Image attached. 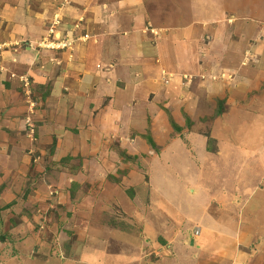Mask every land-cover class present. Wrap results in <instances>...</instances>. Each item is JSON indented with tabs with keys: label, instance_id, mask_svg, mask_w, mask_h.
<instances>
[{
	"label": "rangeland",
	"instance_id": "rangeland-1",
	"mask_svg": "<svg viewBox=\"0 0 264 264\" xmlns=\"http://www.w3.org/2000/svg\"><path fill=\"white\" fill-rule=\"evenodd\" d=\"M162 1L0 0L1 63L20 53L17 64L31 60L30 68L21 73L9 62L14 71L0 76V114H5L2 131L10 136L8 143L25 154L11 167L16 173L12 192L17 195L13 216L19 221L21 213L31 214L23 223L22 238L38 240L30 229L44 237L40 245H33L35 251L40 249L33 264H125L136 258V264H171L175 256L180 259L176 264H182L181 243L191 254L186 264H217L204 245L195 248L205 227L216 235L212 242L226 236L224 232L245 233L234 243L224 238L221 249L235 253L241 262L250 253V264H262L264 165L255 154L264 152V0H238L234 11L224 0ZM174 3L179 4L176 13L165 15ZM221 6L224 13L219 15ZM204 11L212 21L203 28L198 25L186 42L175 41L167 25L197 21ZM234 12L240 21L228 25ZM137 14H144L140 24L133 20ZM215 21L222 27L218 34L207 26ZM137 54L145 58L144 70L130 71L124 64L132 63L130 58ZM176 62L182 67L178 75L173 71L178 69ZM200 65L203 70L181 79L183 70L194 71ZM167 80L171 84H165ZM197 82L200 90L195 92L202 97L205 88L204 96L214 99L198 95L185 106L191 95L179 98L178 89H191ZM168 86L176 90L163 94ZM235 95L242 96L241 101ZM251 99L253 107L246 109ZM13 107L20 109L15 114L6 111ZM215 119L238 125L236 134H244L247 119L248 134L256 137L260 151L251 154L235 142L238 149L228 150L227 155L234 153L230 157L210 163L204 159L202 173L191 166V155L178 142L161 153L172 140L186 142L184 135L193 122L214 150L210 135L219 128ZM195 151L199 155L197 145ZM153 154L159 156L154 159ZM253 158L257 164L246 172L245 164ZM237 175L254 186L251 190L256 188L255 194L234 184ZM198 186L208 189L193 199L189 194ZM214 188L218 189L214 198L227 197L222 203L239 199L241 191L248 194L244 205L237 207L239 212L229 206L237 222L221 213L223 221L204 225L189 214V204L198 212ZM39 203L43 207L38 211ZM214 209L216 205H209L207 213L214 211L218 220L221 207L217 213ZM96 231L99 238H93ZM196 231L201 235L195 236ZM175 234L177 238H171ZM188 237L189 247L184 241ZM102 243L109 248L103 249ZM149 243L160 252L145 256Z\"/></svg>",
	"mask_w": 264,
	"mask_h": 264
},
{
	"label": "crops",
	"instance_id": "crops-1",
	"mask_svg": "<svg viewBox=\"0 0 264 264\" xmlns=\"http://www.w3.org/2000/svg\"><path fill=\"white\" fill-rule=\"evenodd\" d=\"M134 1H137V0H134ZM198 1L199 0H197V2ZM156 2H163V1L162 0H156ZM224 2L226 3L227 7L229 9H231V10H233V8H232L233 5L236 6V7H239L238 0L237 1H235V0H224ZM171 6H172L173 10H171V11H166L165 10L164 11L165 15L167 13L175 14L176 13V8H179V4L178 3L171 4ZM205 7L207 9H210L211 5L208 4ZM156 8H159V6L156 7ZM167 8H169V6ZM202 8L203 7H201V9ZM128 9L133 11L129 7H128ZM235 12L238 13L239 10L237 9V10H235ZM235 12H234V14H232L230 16L231 17L230 19H233L232 20L233 22L230 21V19H228V22L230 21V24H228V22H227L228 25H232L234 23L237 24L240 21L239 15H237ZM221 13H224L223 10H222V6L220 8L219 15ZM142 15H144V14H141V15L137 14V15H135V17L133 16V20L138 22L139 24L142 23L141 22L142 21ZM165 15H164V17H165ZM207 15H208V11H204L203 12V16L200 15V17H199V19L197 21H193L191 23H181V24H179L177 26H176V22H174L173 24H171V25L169 24L167 26H169L171 29H173L174 35H175L174 40L177 41L178 43L182 44L183 42H186V40H188L189 37L192 38V35L195 34L196 27L198 25L199 26L201 25V27L203 28V27L206 26L205 23L207 21H209V22L212 21V19L210 20V17H208ZM167 17H168V15H167ZM223 19H224V17H223ZM223 19H221V20L217 19V20L220 23H223ZM217 24L218 23H216V21H215L213 24H211V23L207 24V26H210L211 29L215 28V31L217 33V29L219 30V29L222 28L221 25H217ZM131 31L133 32V29ZM220 32H222V31H220ZM222 36L223 35H221V36L219 35V39H220L221 42H222ZM133 37H134V35H133ZM134 39H136V38L134 37ZM137 45L138 44L136 43L135 47L138 50ZM117 48H115V50ZM38 55H36V56H38ZM137 55L132 56L130 58V59H133L132 63H125L124 64V62H122L121 65H123V64L125 66L128 65V67H129L128 69H130V71H134L135 69L140 68V67H142V69L144 70L143 61L145 60V58H142L140 54L138 56ZM21 56H22L21 53L20 54H15L7 62L1 63V61H0V63H1L0 66L2 67L3 66L2 64H4L5 67L3 66V68L6 69L4 71H2V68L0 69V71H2V73L0 72V76H3V75L6 76L7 74L10 73V71H14V68L10 67L11 64L9 62H11L13 65L18 66V68L15 69L16 73H19V72L21 73V72H24L25 70L29 69L30 68V64H31V60H29V59L27 60L28 63L17 64V63H20V61H18L17 58H19ZM13 57H15L17 61H15ZM134 57H137V58H134ZM152 59H154V58H152ZM176 66H177L178 69H175V67H174L173 71L176 73V75H178L179 74V70L182 69V67H181V64L179 62H176ZM200 69L203 70V67H201V65L200 66H196V70H194V71H190L191 69L190 70L187 69L186 71L183 70L184 72L181 73V79H182V76L193 75L195 72H200L199 71ZM207 75H208V72H207ZM180 82L181 81L179 80V83ZM131 83H133V82H131ZM169 84H171V83L168 81L167 85H169ZM195 85H197V86H195ZM256 85H258V84H256ZM170 86L167 87L168 91L164 92L163 94L170 93L171 89H173V91L176 90V88L174 86L173 87H170ZM247 86H248V84L245 85V87H247ZM204 89L201 90L203 96H204V94H203ZM199 90L200 89L198 87V82H197L196 84L192 85L191 89L182 87L181 89H178L177 93H179L178 94L179 98H181V96L185 97L188 94L191 95V99L187 100L188 104L185 105V106H190V105L193 104V102L195 100H197V96L198 95H199V97H198L199 99L203 98V96L201 97V95L198 93ZM195 91H198V92H195ZM220 94H221V92H220ZM217 95H218L217 97H220L219 93ZM170 96H171V99H172V95L171 94H170ZM246 96L247 95H245V97ZM204 97L205 98H203V99H206V100H207L206 97H210V98L214 99L210 94H207ZM236 97L238 98L237 99L238 101H241L242 96H240V97L236 96ZM220 98H222V97H220ZM214 103H216V102H214ZM245 103H246V100H245ZM15 105L18 106V104H15ZM250 106L253 107L252 99L250 100V102L246 103V109L248 107H250ZM231 108L233 109V107H231ZM10 109L6 110V111H8V112L12 111V113L15 114V112L18 111V109H20V107L18 109H16V107H13V110H10ZM236 109L237 108L235 107L234 110H236ZM3 115H5V114H2V113L0 114V264H33L32 262H35L34 259L36 258L37 254H38L37 252L40 250V249H37L35 251L33 245H35V246L36 245H40L41 241H42V239L44 237L40 234V232L35 233L38 230L35 231V229L34 230L30 229V232H33V237L36 236L38 238L39 242H38V240H35V241L33 240V242L31 243L30 239L22 238V237H24L26 235V233L25 234H21V229L24 228V224H26L25 222H28L30 220L29 215H31V214H28V213H25V212L21 213V215L18 216L19 217V221H18L17 217L13 216V211H14V206L16 204L15 202L17 200V195L15 193L13 194V192H12L14 187L11 186V184L13 182V177H14V175L16 173H15V171H13V169L11 167L14 166L13 162H15V161L18 162L20 160V158L22 157V155L24 156L25 154H23L24 152L21 151V149H19V148L16 149V147H15V145L13 143H8V142H11L10 141L11 138H10L9 135H7V133H4L2 131L4 126L7 125L6 119L3 117ZM222 115H223V113L220 115L219 119L222 118ZM198 118H199V116L197 117V119ZM215 121H217V123H215L214 126L219 127V128H216V130L213 131L214 134L210 135L211 139L213 140L214 145H215L214 150H211V149L208 148L209 147V144H208L209 139H207L204 135L200 137L199 132H198L199 131L198 130L199 126L197 125L198 123L197 122L196 123L193 122V123H191V126L189 128V132L184 135L186 142H184L181 139L175 140V141L172 140L168 145H166L164 148H162L161 153H164L174 142H178V146H179V144L183 145L185 147V151H187V154L191 155V158L188 156L189 162L192 163L191 166L194 165L197 168V170H195V171L198 172V173H202V171H201L202 167H205V165H206V162H205L204 159H208V162L210 163V161H217L221 157H224V158L230 157L234 153H232L231 155H227L226 153L228 152V150L231 151V152L232 151L235 152L238 149V148H235V146H236L235 142H237V143L242 145V148H241L242 150L248 151L246 149L249 148V150H251L250 151L251 154H252L253 151L254 152L260 151V150H257L258 147H255V142L254 141H255L256 137L253 136L252 133L248 134L249 132H248V128H247V126H248L247 119L245 120L246 127H245V129L242 130L244 132V134L243 133L236 134L237 132H239V129L237 127L238 125H233L231 122H229V120L224 121V122H221V121L219 122L218 119H215ZM197 127H198V129H197ZM218 129L220 130L219 133H217ZM8 130L11 131L10 128H8ZM242 131H240V132H242ZM181 133L184 134V131H182ZM222 136H225L227 138V140L225 141L224 140L225 138H221ZM254 137H255V139H254ZM195 145H197V148L199 150V155H196V156H195L196 151L194 152ZM156 147H158L157 144H156ZM249 155H250V153H249ZM255 155H256V158H258L259 161H260L259 164L261 166H263L264 165V152H261L260 154L257 153ZM151 156L152 155H150V158H152ZM158 156L159 155H157V154H153L154 159L157 158ZM256 162H257V160H255V158H253V162H249L250 164H245L247 167H249V169H247L246 172L249 171L254 164H257ZM18 173L20 174L21 171L19 170ZM230 182H231V178H230ZM238 183H240V185L245 186V187H243L242 191H244V190L247 191L248 189L250 190V191L247 192V193H249V195L251 193H254V190L256 189V188H253L251 190V188L254 187V186L251 187L250 186L251 183H249L247 185V183H245V181L239 180L238 179V175H237L235 177V183L234 184H238ZM19 188H21L20 190H23V188H25V186L23 188L22 187H19ZM186 189H188V187ZM191 189L192 188H189L188 190H191ZM207 189H208V187L202 188V186H198L196 191L193 190V192H195V193L189 194V195L192 196V197L194 196L193 199L194 198L197 199L196 193L199 194V192L203 190L204 194H205ZM217 190H218L217 188H214V190L211 192V194H209L210 197L207 198L206 200H204V202L201 204V208L199 209L198 212L195 210V207L193 205H190L191 204L190 203L189 206H190V209H191L192 213H189V214L196 215L198 220L200 221V223H203V224L205 222L206 223L221 222V221H223V215L225 216L226 220H228V221L232 220V221L237 222L238 221V217H233L234 215L232 214V210L229 208V206L230 205L236 206V210H238V212H239V209H237V207L238 206H243L244 202H246L249 199V198L244 197L247 193L241 191L240 192L241 195H240L239 199H235V200L232 199V200H229L230 201L229 203H222L223 201L226 202L228 199H227V197H225L224 199H216V198H214L213 194ZM204 194L202 196H204ZM19 195H20V192H19L18 196ZM189 195H188V197L190 198ZM251 197L252 198L250 199V201L252 202L253 199H254L253 198L254 195L251 196ZM29 201L31 202L32 200L30 199ZM213 204L216 205V209H214V210H216V213L220 209V207H221V209H220L219 213L220 214L223 213V215L222 214L220 215L218 220L214 216V213H215L214 211L212 212V214H208L209 213L208 212V207H209V205L212 207ZM233 204H235V205H233ZM258 205H259V202H258ZM29 206H31V205H29ZM223 206H225V208H222ZM37 207H38L37 210L39 211L41 209V207H43V206L40 204ZM211 215H213V216H211ZM34 218H35V221H36V219L38 220V218H36L35 216H34ZM20 222H21V224H20ZM6 223H7V225H6ZM40 223H41V220H40ZM229 225L231 226L232 224H229ZM22 226H23V228H22ZM146 226H147V224H146ZM210 228L211 227H205L204 228V232H203L204 234H202V235H201V233H199L198 236L201 235L200 236L201 239L200 240L198 239L196 241H201V242L195 248L201 249V246L204 245L205 248H206V249H204L205 250L204 252H207V254H211V255L215 256V259H214L215 261L214 262H218L219 264H250V261L253 259V255L252 254L245 253L246 255H245V257H243V259H246V260L242 259V262H241L240 259L237 261V259H238L237 256L238 255H236L235 253H234V255L233 254L232 255H228L229 253H227L226 250L221 249L222 248V242L223 241L227 242V239H224V238H229V240L231 239L232 243H234L236 240L241 239L245 235V233L243 234L240 231H238V232L235 231L233 233L228 234L227 232H224L226 236L219 235V236H221V237H219L217 235V238L218 237L219 238L215 239V241L212 242L211 238L216 237V235L215 236L213 235L214 232H212V230H210ZM25 229H27V228H25ZM40 230H42V229H40ZM142 233H143V231H142ZM118 237H119V235H118ZM140 237H144V235L143 236L140 235ZM93 238H99V232L98 231H96V234H94ZM171 238H174V239L177 238V234H175ZM189 239L190 238L188 237V238H186L184 240V241L188 242V246L187 247H189ZM207 239H209V240H207ZM190 241H193V246H194V243L196 242L195 239L191 238ZM107 242H109V241H107ZM229 242H231V241H229ZM106 243H102L101 244V247L103 249L109 248V247H106V245H107ZM91 244L94 245L95 244L94 241H92ZM151 244L152 243L148 244L150 249L145 254V256H147V255H149V254H151L153 252H154L153 254H157V253L160 252L156 248H153ZM171 244H173V243H171ZM174 248H176V247H174ZM224 249H226V248H224ZM181 250L185 251V253L182 254V259H183V257H184V259H183L182 262L180 261V263L186 264L188 259L191 260V257H190L191 254H189L188 249H186V245L183 244V243H181ZM193 251H194V254H195L196 251L194 249H193ZM194 254H193V258H194ZM222 255H223V257H222ZM154 256L157 257L158 255H154ZM119 258H122L121 260H124V257H119ZM193 258H192V261H193ZM138 260H139V258H136V261H134V262L127 261L125 264H130V263L131 264H136V263H138ZM178 260H180V259L178 258ZM178 260L176 259V256H175V258L170 263L171 264H176V263L179 262ZM88 261H90V256L88 257ZM260 262L262 264H264V258H262ZM89 263H91V262H89ZM43 264H47V263L45 262Z\"/></svg>",
	"mask_w": 264,
	"mask_h": 264
},
{
	"label": "built area",
	"instance_id": "built-area-1",
	"mask_svg": "<svg viewBox=\"0 0 264 264\" xmlns=\"http://www.w3.org/2000/svg\"><path fill=\"white\" fill-rule=\"evenodd\" d=\"M195 236L199 235V231L193 232Z\"/></svg>",
	"mask_w": 264,
	"mask_h": 264
},
{
	"label": "clouds",
	"instance_id": "clouds-1",
	"mask_svg": "<svg viewBox=\"0 0 264 264\" xmlns=\"http://www.w3.org/2000/svg\"><path fill=\"white\" fill-rule=\"evenodd\" d=\"M165 84H168V81H164Z\"/></svg>",
	"mask_w": 264,
	"mask_h": 264
},
{
	"label": "water",
	"instance_id": "water-1",
	"mask_svg": "<svg viewBox=\"0 0 264 264\" xmlns=\"http://www.w3.org/2000/svg\"><path fill=\"white\" fill-rule=\"evenodd\" d=\"M190 244L193 245V241H190Z\"/></svg>",
	"mask_w": 264,
	"mask_h": 264
},
{
	"label": "trees",
	"instance_id": "trees-1",
	"mask_svg": "<svg viewBox=\"0 0 264 264\" xmlns=\"http://www.w3.org/2000/svg\"><path fill=\"white\" fill-rule=\"evenodd\" d=\"M2 239V238H1Z\"/></svg>",
	"mask_w": 264,
	"mask_h": 264
}]
</instances>
